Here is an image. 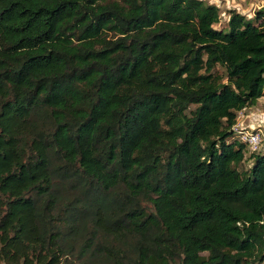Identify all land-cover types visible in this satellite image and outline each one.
I'll return each mask as SVG.
<instances>
[{
	"label": "trees",
	"instance_id": "obj_1",
	"mask_svg": "<svg viewBox=\"0 0 264 264\" xmlns=\"http://www.w3.org/2000/svg\"><path fill=\"white\" fill-rule=\"evenodd\" d=\"M0 0V264H264V7ZM249 159L247 168L241 165Z\"/></svg>",
	"mask_w": 264,
	"mask_h": 264
},
{
	"label": "rangeland",
	"instance_id": "obj_2",
	"mask_svg": "<svg viewBox=\"0 0 264 264\" xmlns=\"http://www.w3.org/2000/svg\"><path fill=\"white\" fill-rule=\"evenodd\" d=\"M209 3L217 4L221 9V22L216 24L217 27H223L226 25V22L229 18V10L237 9L238 11L246 14L251 17L254 15L255 11L261 7H264V0H206ZM238 114L241 115L239 118V122L243 124L244 128L249 130H262L264 133V98L258 100V102L248 107L242 112ZM248 115L249 118H248ZM248 118L249 120H253L255 122V126L247 125L248 123H244V120ZM247 119V120H248ZM253 163V159L246 160L241 168H247ZM5 264V263H2Z\"/></svg>",
	"mask_w": 264,
	"mask_h": 264
},
{
	"label": "built area",
	"instance_id": "obj_3",
	"mask_svg": "<svg viewBox=\"0 0 264 264\" xmlns=\"http://www.w3.org/2000/svg\"><path fill=\"white\" fill-rule=\"evenodd\" d=\"M240 117L241 115L238 114L237 123L234 126L235 132L239 135L243 142L248 144L250 151H264V133L262 130H249L244 128L243 124L238 121Z\"/></svg>",
	"mask_w": 264,
	"mask_h": 264
},
{
	"label": "crops",
	"instance_id": "obj_4",
	"mask_svg": "<svg viewBox=\"0 0 264 264\" xmlns=\"http://www.w3.org/2000/svg\"><path fill=\"white\" fill-rule=\"evenodd\" d=\"M262 98H264V97H262ZM259 100H261V98H260ZM249 116H250V115H248V118H249ZM248 118H246V119L244 120L245 125H246V123H248L247 125H250L251 127H252V126H255V122H254L253 120H249ZM247 119H248V120H247Z\"/></svg>",
	"mask_w": 264,
	"mask_h": 264
}]
</instances>
